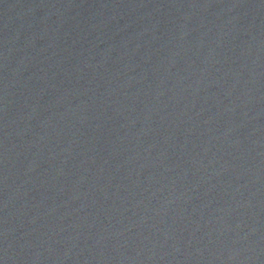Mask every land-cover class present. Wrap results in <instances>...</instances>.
I'll return each mask as SVG.
<instances>
[{
	"label": "water",
	"instance_id": "95a60500",
	"mask_svg": "<svg viewBox=\"0 0 264 264\" xmlns=\"http://www.w3.org/2000/svg\"><path fill=\"white\" fill-rule=\"evenodd\" d=\"M0 264H264V0H0Z\"/></svg>",
	"mask_w": 264,
	"mask_h": 264
}]
</instances>
